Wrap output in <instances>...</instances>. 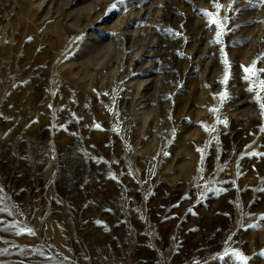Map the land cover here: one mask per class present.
<instances>
[{"label":"rangeland","instance_id":"rangeland-1","mask_svg":"<svg viewBox=\"0 0 264 264\" xmlns=\"http://www.w3.org/2000/svg\"><path fill=\"white\" fill-rule=\"evenodd\" d=\"M218 2L0 0V264H264V6Z\"/></svg>","mask_w":264,"mask_h":264},{"label":"snow or ice","instance_id":"snow-or-ice-1","mask_svg":"<svg viewBox=\"0 0 264 264\" xmlns=\"http://www.w3.org/2000/svg\"><path fill=\"white\" fill-rule=\"evenodd\" d=\"M250 2H252L254 4L261 5V6H264V0H250ZM122 3H124V0H116V3L111 5V9L112 10L117 9L118 5L122 4ZM213 5L218 10L217 13L213 14L211 12H205V15H207L210 18V26L212 24H215V25L219 26L220 31L217 32L216 42L220 43V37L224 34L225 25H224V22L222 20L218 19L217 17H218V14H219V10H221L223 8V5L220 4L218 2V0H213ZM224 63L225 64L228 63L227 59H225ZM255 64H256V62L254 61L251 67H244V72L250 73L251 75H255V71H254L255 70ZM262 71H264V69H262ZM249 78L250 77H245V79H249ZM224 83L225 84L227 83V75L224 78ZM249 91H252V89H249ZM261 93H264V81H260V92L256 93V100L257 101L261 100ZM226 98H227V93L226 92H223V93L220 94V99L222 101L224 99H226ZM259 107L261 109V114L264 115V102H260L259 103ZM210 111L215 113L217 111V109L212 108V109H210ZM220 123L226 124L227 121H220ZM96 127L99 128L100 126L96 125ZM204 128H205L206 131H210L211 130V129L208 128L207 125H204ZM198 151H200V149H198ZM252 155H257V153L253 152ZM189 211H191V210H189ZM97 223H100V221H97ZM29 231H31V230H29ZM225 255L227 256L228 253L225 252ZM234 255H236L241 261H244V264H247V259L248 258L245 257L243 254H241L239 252H236V253H234ZM261 255H264V252H262Z\"/></svg>","mask_w":264,"mask_h":264}]
</instances>
